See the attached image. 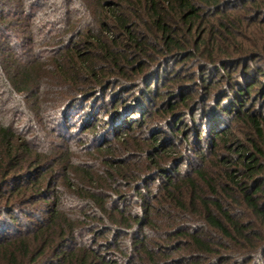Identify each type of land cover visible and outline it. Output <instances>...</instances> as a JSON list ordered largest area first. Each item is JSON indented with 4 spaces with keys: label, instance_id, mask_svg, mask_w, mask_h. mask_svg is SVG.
<instances>
[{
    "label": "trees",
    "instance_id": "trees-1",
    "mask_svg": "<svg viewBox=\"0 0 264 264\" xmlns=\"http://www.w3.org/2000/svg\"><path fill=\"white\" fill-rule=\"evenodd\" d=\"M46 1L0 0V193L10 187L0 210L28 221L16 240L0 236V264H231L235 255L254 264L264 253V114L246 104L263 85L252 73L264 78V46L253 41L264 0L235 13L224 9L236 0H54L42 14ZM236 69L249 78L239 83ZM137 79L140 138L126 121L99 129L97 116L73 133L53 109L54 89L90 99ZM170 81L208 97L225 83L234 95L225 105L221 96L210 119L192 107L200 91L171 102ZM15 98L25 107H5ZM232 112L245 143L226 127ZM180 115L190 116L194 143ZM125 150L142 155L135 168L118 159Z\"/></svg>",
    "mask_w": 264,
    "mask_h": 264
},
{
    "label": "rangeland",
    "instance_id": "rangeland-1",
    "mask_svg": "<svg viewBox=\"0 0 264 264\" xmlns=\"http://www.w3.org/2000/svg\"><path fill=\"white\" fill-rule=\"evenodd\" d=\"M54 0H47L46 3L44 4V7L41 9L42 11L40 13H46L45 11H48L49 9H51V3ZM243 1V2H242ZM247 1V0H246ZM245 0H236L235 3L231 4V7L228 8L229 9H224V11L226 13H235V12H240L242 11V7H247V5H249V2H246ZM113 3L114 0L112 1ZM246 5V6H245ZM72 8V7H70ZM75 10V9H74ZM58 14L63 15L65 12V8L63 6L59 7L57 10ZM74 13H77L76 11H72L71 15L68 17L71 19H75L76 20V16ZM38 15V14H37ZM42 16V15H40ZM67 16V15H66ZM264 16V13H263ZM58 29H63V26L58 25L57 26ZM253 41H255L256 43H261L264 46V30H258L257 31H253ZM262 64V61H254L251 62V64L249 65V67L254 66L255 64ZM181 70V69H179ZM239 70V69H238ZM166 73L164 74L165 77H168V73L171 72V68H168L167 71H165ZM181 72V71H180ZM164 73V72H163ZM234 76H238L239 77V83H242L243 81H245V79L249 78L248 74L249 71L247 70L246 73L244 72H238L237 69L234 72ZM239 75H238V74ZM185 74V72H184ZM183 73L181 75H184ZM187 74V73H186ZM252 75H255V80L257 81L260 85L263 84L261 86L262 89H260V98H250L247 101L246 104V109L250 110L253 113H259V114H264V78H256V74L252 73ZM125 82H127L126 80H121L119 83H116L115 81H113L112 84H110L107 87V90H104V92H101L100 94H97V96H93L92 98H88V99H82L79 98L77 99L75 96H72L71 98H69L68 96H64V95H60L59 92L57 93L58 89H54L56 92L55 93V99L57 101V103H59V106L54 107L53 109L56 111L57 109H59L60 111H63V113H65L66 118L69 120L68 125L73 127L72 132L73 133H79L81 131H79L77 128H79L84 122V120H88L89 118L93 119L95 116H97L98 119V126L100 127L99 129H101L102 127L106 126H112L113 123H118L119 121L124 122L126 121V123L128 125V127H134L136 128V130H134L135 132L131 133L133 135H138V138L142 137V128H138L137 127V121H140L142 119V115L139 113H135L136 109L139 106H142V81L139 82V80L137 79L136 82L132 83L131 86H127V85H123ZM252 81L249 83L250 85L253 83ZM129 83V82H128ZM131 83V81H130ZM173 82H169V86L171 88L172 91H174V95L170 98L171 102H174L175 99H177V97L179 95L182 94H192V92L195 91H200V97L199 99L196 100V102L192 105L193 109H195V107H198V109L203 110L207 112V118H210L211 116H213L215 114V110L217 109H221V107L218 106V101L220 99H222L221 96L223 95H227L229 96L228 98H224L223 100V105H225L227 102L231 101L233 98L234 93L231 91L230 93H228L227 91V86L222 84L221 89L217 90L213 95H211L210 97H208L207 93L204 91L200 90V87H195L194 91H192V85L191 86H176V85H172ZM172 87H171V85ZM160 87L163 86V82L159 83ZM259 86H256L255 89H258ZM192 91V92H191ZM65 100H63L64 98ZM74 99V101H72ZM72 101L71 103H67L66 101ZM66 102V103H65ZM232 102V101H231ZM23 103V102H22ZM21 103V100H19L18 98H15L10 100L7 99L6 102L4 103L5 107H11L12 105L15 106H19L21 105V107H25L23 106V104ZM56 103V104H57ZM60 105H62L60 107ZM237 108L239 109V106H237ZM192 109V110H193ZM26 113L28 114L29 118L31 119V117L34 115L33 112L31 113L30 110L26 109ZM190 113V112H189ZM233 113V112H232ZM189 115V114H188ZM185 117V115H180L176 118L175 121H178L181 119L182 124L186 125L184 127L185 130V135L184 137L189 138L187 141H189V143H194L196 141L197 136H193V127L190 129H188L189 126V122H190V116ZM199 114L196 116L195 121L198 120V123H201V119L198 118ZM223 118L225 119V123H226V127H229L230 125L233 126V128L230 129V132L234 133V135L236 136V139L241 140V142L245 143V139L243 137V132L242 130L244 129V127L242 126V124L238 123L235 119V115L234 113L231 114H225L223 115ZM211 119V118H210ZM112 121V122H111ZM188 125H187V124ZM134 125V126H133ZM183 126V125H181ZM35 127V125H34ZM131 127V128H132ZM55 131L56 130H46V132L48 133V135L50 134L49 138H56L55 135ZM102 131V130H100ZM127 131V130H126ZM197 131V130H196ZM168 132V131H167ZM127 133H130V131ZM141 134V135H139ZM48 135L45 137L48 139ZM44 138V139H46ZM73 140H70V144L73 147H77L79 144L77 142V139L75 137H73ZM46 139V140H47ZM185 139V138H184ZM109 140V139H108ZM202 140V139H201ZM206 140V139H205ZM203 138V142L201 143V147L204 148V152L208 153L209 151L211 152L212 148H207L205 147V141ZM57 143V147L64 150L66 148V145H64L63 141L61 140H56ZM88 143H85V145L83 144L84 147L88 146ZM81 146V145H80ZM177 146V145H176ZM193 146H195V144H193ZM40 147L41 150H44V146L42 143H40V145L38 146ZM180 148V146H177ZM197 147V146H196ZM183 149V147H182ZM213 150V149H212ZM209 152V153H210ZM122 154H120V156L118 157V159L121 161V164L123 163L124 167L128 166L129 168H135L136 167V161L142 160V155L141 156H137V154H135L134 152H132L131 150H125L123 152H121ZM139 159V160H138ZM183 169H185V166L183 167ZM150 187H155V185H153L152 183L149 184ZM10 187L4 189L2 191V193H0V207H2L1 205L4 204V200L7 198V191H9ZM119 192H127L130 189L128 188L127 185L121 184L120 187L118 188ZM7 194V195H6ZM138 202H134L133 206V210H137L138 208ZM5 206V204H4ZM24 208L30 209L33 207L30 206H25ZM12 208L7 207L4 208L3 210H0V236H6L5 239H7V241H14L16 240L21 233H25L26 230V225H28V221L24 218V213H21L19 210H11ZM11 216H15L22 220H20L21 222H16L14 220H11ZM243 221H247V218L244 217V215L242 216ZM7 221L10 222V224H8L9 226L3 228L4 226H6ZM23 222H25L23 224ZM11 226V227H10ZM3 228V229H2ZM9 228L12 229L14 231L10 233H8L7 229ZM164 229V228H163ZM2 231L3 234L1 233ZM164 230H169L168 228L164 229ZM2 239V237H0V240ZM230 251V250H229ZM183 252H180V254H182ZM233 264H243L244 260L242 261L240 259V257L238 255L232 256L231 259ZM242 261V262H240ZM254 264H263L264 261V253L263 254H257L254 257ZM231 263V264H232Z\"/></svg>",
    "mask_w": 264,
    "mask_h": 264
}]
</instances>
